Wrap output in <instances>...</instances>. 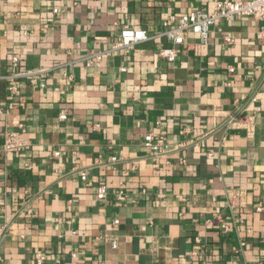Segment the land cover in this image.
Wrapping results in <instances>:
<instances>
[{
    "label": "crops",
    "instance_id": "1",
    "mask_svg": "<svg viewBox=\"0 0 264 264\" xmlns=\"http://www.w3.org/2000/svg\"><path fill=\"white\" fill-rule=\"evenodd\" d=\"M210 5L0 0L2 264H33L36 250L45 253L44 264H264L259 22L248 15L223 20L204 44L188 32L174 61L156 55L171 45L163 21L172 26L170 17ZM124 25L144 29L147 38L86 65ZM39 67L47 69L38 76L45 87L24 78L9 94L2 75ZM3 129L18 130L29 148L4 153ZM145 133L162 135L168 151L149 154L141 146ZM100 183L103 198L96 196ZM120 189L124 200L116 197Z\"/></svg>",
    "mask_w": 264,
    "mask_h": 264
},
{
    "label": "built area",
    "instance_id": "2",
    "mask_svg": "<svg viewBox=\"0 0 264 264\" xmlns=\"http://www.w3.org/2000/svg\"><path fill=\"white\" fill-rule=\"evenodd\" d=\"M210 8L208 9H192L185 13H181L177 17H170V20L174 22V25L170 26L169 20L163 21V25L166 29L163 31V35L171 45L163 46L158 49L156 55L164 57L168 61H174L178 54V48L180 44L186 42L185 38L188 32H195L199 37V43L204 44L208 40L209 29L212 26H218L223 20L233 22L236 18L242 15H248L253 17L259 22L257 36L263 42L264 46V0H210ZM57 9H54L56 12ZM46 26V24H44ZM147 38V34L144 29L134 28L124 25L119 31V37L112 43L111 46L105 49H98L93 51L85 59V64L90 65L93 62L99 61L102 58L109 56L113 51L118 48L132 47L135 43ZM226 42H231L232 38L224 36ZM264 53V51H263ZM9 61L12 64L18 62L16 55H11ZM123 69V68H122ZM47 69L43 67L39 68H21L12 69L9 72L2 75V78L6 82V88L10 95L14 96L18 91L19 81L24 78H29L30 82H37L40 87H45V83L38 80V76L41 73H45ZM62 77L66 80H72V75L66 71H62ZM254 101V98L251 99ZM254 111H259L258 104L254 105ZM59 119L66 118V111L61 109L58 113ZM235 116L228 118L229 122L234 121ZM2 142L1 150L4 153L10 152H23L30 146V140L20 134L15 129H3L1 132ZM202 144V141H199ZM141 146L151 155L164 154L168 151L169 145L165 141L162 135H154L152 133H145L141 139ZM55 156L58 155V151H53ZM112 160L115 157L111 158ZM80 178L84 180L86 178L85 171L80 172ZM106 186L100 183L97 186L96 196L103 198L106 194ZM142 192H145L142 189ZM157 196L161 198L162 193H158ZM118 199L124 200L127 194L122 190H118L116 193ZM232 206V205H231ZM257 207V210H260ZM114 224L118 223V219H113ZM222 232H228L230 227L227 223L220 225ZM244 242H241L243 245ZM117 240H111V246L116 247ZM46 260L45 253L41 250H36L33 253V264H44ZM0 264H2V258L0 255ZM255 264H263L261 261H257Z\"/></svg>",
    "mask_w": 264,
    "mask_h": 264
}]
</instances>
